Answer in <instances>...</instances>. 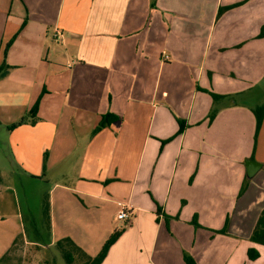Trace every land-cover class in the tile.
<instances>
[{
    "label": "crops",
    "instance_id": "crops-1",
    "mask_svg": "<svg viewBox=\"0 0 264 264\" xmlns=\"http://www.w3.org/2000/svg\"><path fill=\"white\" fill-rule=\"evenodd\" d=\"M0 67L8 149L49 185V247L71 238L96 256L122 203L131 224L102 264H264L250 241L264 209V0H0ZM247 160L262 165L251 179ZM23 221L0 185V259Z\"/></svg>",
    "mask_w": 264,
    "mask_h": 264
},
{
    "label": "rangeland",
    "instance_id": "rangeland-1",
    "mask_svg": "<svg viewBox=\"0 0 264 264\" xmlns=\"http://www.w3.org/2000/svg\"><path fill=\"white\" fill-rule=\"evenodd\" d=\"M7 143L6 132L0 128V185L9 184L13 188L24 215L23 236L10 251L9 258L15 264H51L55 256L52 247L47 245L51 238V227L43 211L49 185L45 179L36 180L26 176L13 160ZM117 223L120 229L130 227L121 225L120 220ZM30 240L37 244L27 243Z\"/></svg>",
    "mask_w": 264,
    "mask_h": 264
},
{
    "label": "trees",
    "instance_id": "trees-1",
    "mask_svg": "<svg viewBox=\"0 0 264 264\" xmlns=\"http://www.w3.org/2000/svg\"><path fill=\"white\" fill-rule=\"evenodd\" d=\"M243 3H238L232 6L228 7H222L219 10L218 17L221 16L225 11L239 6ZM263 36V33L260 34V37ZM7 49V48H6ZM5 49V51H6ZM1 69V67H0ZM212 97L214 100H216L219 96L212 94ZM38 104L35 105V107L31 110L29 113L30 116L35 117V114L37 113ZM217 112L216 110H212V112L209 115L210 122L215 118ZM254 115L256 118V128H255V134H254V152L255 147L257 144L258 136L263 124L264 120V103L257 107L254 110ZM109 118V116H106L105 119ZM22 122V121H21ZM20 122V123H21ZM179 125L180 129L179 132H183V130L186 128V122L184 120L179 119ZM253 157V155H252ZM1 181V180H0ZM246 190V184L242 186V189L240 191V195ZM43 211L45 218L47 221L49 220V201L48 197L45 198L43 203ZM192 225L195 227H200V225L197 223L196 218L193 219ZM124 229H117L113 232V234L110 236V238L106 241L104 246L102 247L101 251L96 256H91L88 254L84 249H82L80 246H78L71 238H64L59 241H57L52 247V251L55 256H53V261L51 264H58L60 262H63L64 264H102V262L105 260L110 248L116 243V241L120 238L122 232ZM220 233H224L225 229L217 231ZM38 235V234H37ZM23 235H20L16 238L15 244L18 242V240ZM250 241L264 246V209L261 211L260 216L257 220V223L252 231V234L250 236ZM259 256V253L255 249H249L248 250V258L250 260H256ZM9 256H4L0 259V261L6 260ZM59 258V259H58ZM186 264H197L195 260L191 257L186 256L185 257Z\"/></svg>",
    "mask_w": 264,
    "mask_h": 264
},
{
    "label": "built area",
    "instance_id": "built-area-1",
    "mask_svg": "<svg viewBox=\"0 0 264 264\" xmlns=\"http://www.w3.org/2000/svg\"><path fill=\"white\" fill-rule=\"evenodd\" d=\"M119 206L121 207V210L117 216V220L122 221L124 227L129 226L132 220V212L128 207H126L122 203H120Z\"/></svg>",
    "mask_w": 264,
    "mask_h": 264
},
{
    "label": "water",
    "instance_id": "water-1",
    "mask_svg": "<svg viewBox=\"0 0 264 264\" xmlns=\"http://www.w3.org/2000/svg\"><path fill=\"white\" fill-rule=\"evenodd\" d=\"M246 171H247V178L251 179L256 174V172L261 168L262 165H260L257 162L247 160L246 162Z\"/></svg>",
    "mask_w": 264,
    "mask_h": 264
}]
</instances>
